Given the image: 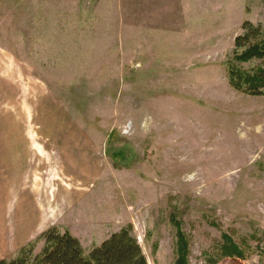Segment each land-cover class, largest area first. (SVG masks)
Segmentation results:
<instances>
[{"label":"rangeland","instance_id":"1","mask_svg":"<svg viewBox=\"0 0 264 264\" xmlns=\"http://www.w3.org/2000/svg\"><path fill=\"white\" fill-rule=\"evenodd\" d=\"M246 21L264 38V0H0V259L131 226L175 264V220L188 264H264V95L229 81L264 68L233 59Z\"/></svg>","mask_w":264,"mask_h":264},{"label":"trees","instance_id":"2","mask_svg":"<svg viewBox=\"0 0 264 264\" xmlns=\"http://www.w3.org/2000/svg\"><path fill=\"white\" fill-rule=\"evenodd\" d=\"M243 33L235 38L236 51L233 59L237 63L264 59V38L259 26L246 21ZM230 84L252 95H264V68L245 71L231 66L229 71ZM172 220V219H171ZM174 220V218H173ZM177 228L175 264H188V244L174 220ZM222 255L228 258L244 259V252L234 243L232 238L224 234ZM40 238L44 246L40 254L34 256L32 243L20 249L12 259H1L0 264H148L142 248L132 234V227H123L113 232L107 239L95 246L85 255L78 238L68 231L60 233L56 227L44 231Z\"/></svg>","mask_w":264,"mask_h":264},{"label":"crops","instance_id":"3","mask_svg":"<svg viewBox=\"0 0 264 264\" xmlns=\"http://www.w3.org/2000/svg\"><path fill=\"white\" fill-rule=\"evenodd\" d=\"M42 233H43V232H42ZM37 236H38V235H37ZM37 236H36V237H37ZM40 236H41V234H40ZM40 236H39V237H40ZM30 242H31V241H30ZM28 243H29V241H28ZM41 244H42V243H41ZM43 245H44V243H43ZM0 260H1V259H0Z\"/></svg>","mask_w":264,"mask_h":264}]
</instances>
